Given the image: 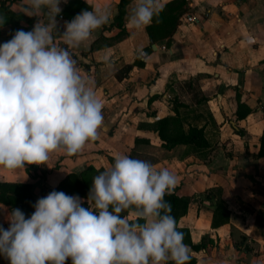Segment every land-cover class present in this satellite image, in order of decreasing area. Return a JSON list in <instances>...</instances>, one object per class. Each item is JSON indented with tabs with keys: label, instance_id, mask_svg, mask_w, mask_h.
Here are the masks:
<instances>
[{
	"label": "crops",
	"instance_id": "obj_1",
	"mask_svg": "<svg viewBox=\"0 0 264 264\" xmlns=\"http://www.w3.org/2000/svg\"><path fill=\"white\" fill-rule=\"evenodd\" d=\"M68 1L60 0L61 18H55L59 35L71 21L62 12ZM80 1L90 11L107 8L109 22L78 47L55 33L54 42L69 47L80 75L103 102L98 138L74 155L53 152L45 164L0 167V181L32 184L38 200L68 173L105 170L126 154L176 176L171 193L187 199L177 229L187 231L195 264H264V157L256 156L264 128V0H160L167 5L165 35L156 19L141 28L128 23L136 0L123 6L120 25L115 24L119 0ZM5 4L26 16L32 11L28 0ZM47 11L30 16L34 25L47 21ZM0 15L7 17L0 26L3 44L13 34L1 6ZM105 57L115 61L112 68ZM167 116H177L184 131L201 127L208 146L187 156L183 145L165 148L154 124ZM0 206V226L7 229L11 209ZM123 217L132 220V211ZM0 264L10 261L0 255Z\"/></svg>",
	"mask_w": 264,
	"mask_h": 264
},
{
	"label": "clouds",
	"instance_id": "obj_2",
	"mask_svg": "<svg viewBox=\"0 0 264 264\" xmlns=\"http://www.w3.org/2000/svg\"><path fill=\"white\" fill-rule=\"evenodd\" d=\"M28 3L30 16L46 8L47 21L38 19L31 31L19 29L0 44V167L10 171L45 164L56 151L79 153L98 138L104 122L95 88L80 75L69 47L54 42L60 0ZM163 9L160 0H136L128 23L146 27ZM6 19L0 15V26ZM109 20L107 8L83 10L59 36L78 47ZM105 62L109 68L115 63L109 57ZM176 184L167 168L118 154L92 179L87 202L93 207H83L79 196L51 191L36 201L29 218L19 208L6 211L0 255L10 264H65L68 258L72 264H188L191 249L165 200ZM125 210L132 220L121 217Z\"/></svg>",
	"mask_w": 264,
	"mask_h": 264
},
{
	"label": "trees",
	"instance_id": "obj_3",
	"mask_svg": "<svg viewBox=\"0 0 264 264\" xmlns=\"http://www.w3.org/2000/svg\"><path fill=\"white\" fill-rule=\"evenodd\" d=\"M6 0H1V9L8 15L11 19V30L12 34L23 29L24 31H31L34 27V19L30 16H26L20 13L12 12L8 5L5 4ZM129 0H119L117 7V14L115 16V24L120 25V16L123 13V6ZM167 5L164 6L163 11L160 13L156 19L157 28L165 34H169L170 31L164 29V25H167V12H165ZM90 11V7L80 0H69L66 6L62 9V12L67 17L68 20H72L81 11ZM175 16H170L172 18ZM19 21L25 23L24 26L19 25ZM155 25V26H156ZM151 27H147V32L149 36L152 37L150 33ZM238 116H244L240 114ZM154 131L157 133L159 139L163 142L162 145L165 148H170L176 145H183L184 150L182 154L187 156L189 154H194L204 150L208 144L203 135V130L201 127L190 126L186 131L182 129L181 121L177 116H167L158 119L154 124ZM258 157H264V128L259 138V149L256 154ZM28 170V168H27ZM104 169L94 170L91 167L85 168L80 174L68 173L65 179L61 180L51 191L64 192L67 195H75L83 198H88L89 190L92 186V179L95 175H98L100 171ZM81 175V177L79 176ZM50 191V192H51ZM165 200L171 204V215L177 218L186 212L187 199L184 197L176 196L173 193L166 194ZM37 199L32 192V184L30 183H10L0 181V203L7 206L9 209L19 208L24 214L25 218H29L35 211L33 205L36 203ZM83 207L87 208V204L84 202ZM217 208L221 210L220 205ZM111 210V209H110ZM124 211L120 213L123 217ZM225 222L227 219V213L223 211ZM214 224V222H212ZM184 233V243L190 244L189 238L186 230H180ZM194 247V246H192ZM65 264H72L71 258L65 261ZM164 264H174L173 261L169 260L164 262ZM188 264H195V260L191 257Z\"/></svg>",
	"mask_w": 264,
	"mask_h": 264
},
{
	"label": "built area",
	"instance_id": "obj_4",
	"mask_svg": "<svg viewBox=\"0 0 264 264\" xmlns=\"http://www.w3.org/2000/svg\"><path fill=\"white\" fill-rule=\"evenodd\" d=\"M58 18H61V15H58ZM186 20H187L188 22H191V21H193V18H192V17H187ZM139 55L142 56V55H143V52L140 51V52H139Z\"/></svg>",
	"mask_w": 264,
	"mask_h": 264
}]
</instances>
